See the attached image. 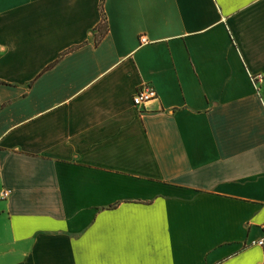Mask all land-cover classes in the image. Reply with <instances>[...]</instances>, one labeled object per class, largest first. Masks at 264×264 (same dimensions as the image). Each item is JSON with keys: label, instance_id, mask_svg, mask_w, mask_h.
<instances>
[{"label": "crops", "instance_id": "1", "mask_svg": "<svg viewBox=\"0 0 264 264\" xmlns=\"http://www.w3.org/2000/svg\"><path fill=\"white\" fill-rule=\"evenodd\" d=\"M99 4L0 0V264H260L264 0Z\"/></svg>", "mask_w": 264, "mask_h": 264}, {"label": "built area", "instance_id": "2", "mask_svg": "<svg viewBox=\"0 0 264 264\" xmlns=\"http://www.w3.org/2000/svg\"><path fill=\"white\" fill-rule=\"evenodd\" d=\"M142 43H146L147 39L142 37L140 40ZM156 97V91L154 88L149 84H142L137 88L135 93L132 96V103L135 106H140L150 100H153ZM10 195V190L5 188H0V199H6ZM263 230V236L258 239L256 242L259 245H263L264 243V222L261 225ZM260 264H264V259Z\"/></svg>", "mask_w": 264, "mask_h": 264}, {"label": "trees", "instance_id": "3", "mask_svg": "<svg viewBox=\"0 0 264 264\" xmlns=\"http://www.w3.org/2000/svg\"><path fill=\"white\" fill-rule=\"evenodd\" d=\"M103 5H104V0H100L99 9H100V14H101V19L95 29L96 30L95 37H94L95 44L99 43V41L104 37L108 29L107 18L104 12Z\"/></svg>", "mask_w": 264, "mask_h": 264}]
</instances>
